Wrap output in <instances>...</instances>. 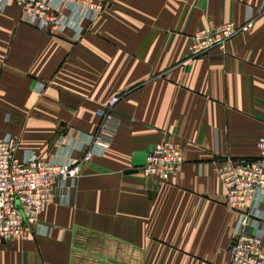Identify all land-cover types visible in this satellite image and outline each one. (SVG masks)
<instances>
[{
    "label": "crops",
    "instance_id": "crops-1",
    "mask_svg": "<svg viewBox=\"0 0 264 264\" xmlns=\"http://www.w3.org/2000/svg\"><path fill=\"white\" fill-rule=\"evenodd\" d=\"M252 26L225 51L192 63V36L224 22ZM85 32L40 30L0 2V135L18 155L83 156L61 135L93 133L111 97V147L86 162L69 203H50L43 233L0 244V264H230L237 213L218 177L228 157L252 158L264 135V0H108ZM178 142L180 172H143L157 144ZM46 228L51 232L44 233Z\"/></svg>",
    "mask_w": 264,
    "mask_h": 264
},
{
    "label": "built area",
    "instance_id": "built-area-1",
    "mask_svg": "<svg viewBox=\"0 0 264 264\" xmlns=\"http://www.w3.org/2000/svg\"><path fill=\"white\" fill-rule=\"evenodd\" d=\"M10 1L19 8L21 23L50 32L72 29L75 40L85 32L84 22L96 19L108 5V0H0L3 5ZM251 26L249 17L240 27L228 21L196 32L185 63L213 48L225 51L237 32ZM119 99L111 96L98 109L93 133L77 138L59 136V145L83 151L79 159L67 155L63 162H57L32 151L19 156L17 137L0 135V244L25 239L30 230L43 233L40 217L46 207L57 199L69 203L83 165L94 156L104 155L112 145L118 128L114 108ZM257 147L258 156L228 157L218 169L226 204L238 215L229 246L230 264H264V135ZM185 161L181 145L167 140L148 152L142 170L167 182L180 172ZM49 232L51 229L46 228L44 233Z\"/></svg>",
    "mask_w": 264,
    "mask_h": 264
},
{
    "label": "rangeland",
    "instance_id": "rangeland-1",
    "mask_svg": "<svg viewBox=\"0 0 264 264\" xmlns=\"http://www.w3.org/2000/svg\"><path fill=\"white\" fill-rule=\"evenodd\" d=\"M31 231V230H30Z\"/></svg>",
    "mask_w": 264,
    "mask_h": 264
}]
</instances>
